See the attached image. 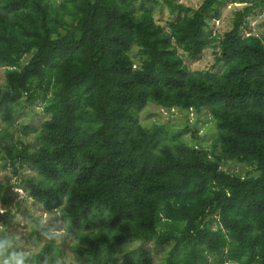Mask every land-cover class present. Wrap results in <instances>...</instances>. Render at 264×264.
<instances>
[{
    "label": "trees",
    "instance_id": "trees-1",
    "mask_svg": "<svg viewBox=\"0 0 264 264\" xmlns=\"http://www.w3.org/2000/svg\"><path fill=\"white\" fill-rule=\"evenodd\" d=\"M139 1L0 0V114L10 121L23 99L49 114L35 147H6L13 171H35L21 187L60 211L79 264H154L135 242L167 244L159 264H264V34L246 19L264 0H231L244 5L220 38L207 29L230 0L194 9L165 0L177 15L167 28L151 7L137 13ZM216 40L219 71L188 70L178 50L195 59ZM152 102L207 110L217 128L209 147L142 125ZM225 160L257 174L229 172ZM40 250L37 264H68L55 237Z\"/></svg>",
    "mask_w": 264,
    "mask_h": 264
},
{
    "label": "rangeland",
    "instance_id": "rangeland-1",
    "mask_svg": "<svg viewBox=\"0 0 264 264\" xmlns=\"http://www.w3.org/2000/svg\"><path fill=\"white\" fill-rule=\"evenodd\" d=\"M62 0H50V3L54 6H59ZM177 3H183L185 6L194 9L203 0H174ZM144 4L147 7H151L154 11L156 20L165 28L169 25L171 20L176 19V14L172 15L168 4L165 0H148L139 1L135 5V10L142 11L141 5ZM243 3H236L228 1L226 5L221 8V15L217 19L210 21V27L207 29L211 32V35L220 38L225 31H227L233 21L234 12L236 9L242 7ZM66 18L69 15L65 14ZM253 32L258 35L264 34V10L256 9L254 12L247 16ZM219 50L218 41H214L211 45L204 49L203 53L195 58H190L183 50H178V53L182 57L185 66L191 71H200L204 73H213L219 71L221 63H217V54ZM133 59L138 64L140 55L138 47L134 46L131 50ZM29 55H26L22 63L26 62ZM7 67L0 65V90L5 88V71ZM44 102L40 99L33 103L27 102L25 99L20 101L14 107L12 119L9 121L0 114V209L3 213L0 214V225L3 226L0 229V238H3L7 233L16 234L25 243V247L29 250L35 251L40 249L42 244L46 241L44 234H37L36 227L33 225H39V221L42 217H47L46 225L41 227L45 228L47 232L58 233L55 235L56 243L64 249L65 260L68 264H79L76 262L71 253V240L66 234L65 223L61 217V213L58 209H46L38 201L28 196V193L21 187V181L23 178L29 176L36 177V173L29 166H19L17 173L13 171L14 165L7 157L5 149L10 144L20 145L25 143L31 147H35L36 132L41 123L49 117L48 113L43 110ZM139 122L146 126L152 127L156 124H160L164 127V139L169 141L172 139L180 138L189 142L190 144H198L208 148L213 136L216 132V125L210 113L207 110H203L199 113L193 111H181L179 109H167L157 103H149L138 112ZM184 128H188L189 131L178 134V131ZM180 136V137H179ZM222 168L229 171L238 173L241 175H256L257 171L255 166L238 160H225L222 163ZM39 236V237H38ZM135 247H144L151 251L154 264H159L163 257L166 255L169 246L156 245L152 242L145 243H132ZM115 264H122L120 259ZM208 264H236L234 262H218L217 260H211Z\"/></svg>",
    "mask_w": 264,
    "mask_h": 264
},
{
    "label": "clouds",
    "instance_id": "clouds-1",
    "mask_svg": "<svg viewBox=\"0 0 264 264\" xmlns=\"http://www.w3.org/2000/svg\"><path fill=\"white\" fill-rule=\"evenodd\" d=\"M3 210L0 209V214ZM47 223V217H42L39 221V225H33V227L43 226ZM3 226L0 225V229ZM58 233L45 234L46 239H53ZM40 249L35 251L29 250L25 247L24 241L16 234L7 233L3 238H0V264H37L38 256L40 255ZM42 264H50L46 258ZM59 264V262H57Z\"/></svg>",
    "mask_w": 264,
    "mask_h": 264
}]
</instances>
